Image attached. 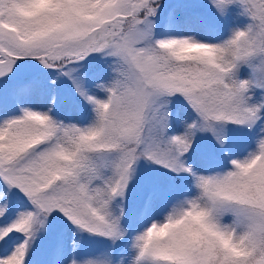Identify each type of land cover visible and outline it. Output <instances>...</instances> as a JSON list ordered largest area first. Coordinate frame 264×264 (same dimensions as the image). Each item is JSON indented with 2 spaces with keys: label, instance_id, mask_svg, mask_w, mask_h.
Wrapping results in <instances>:
<instances>
[{
  "label": "snow or ice",
  "instance_id": "snow-or-ice-1",
  "mask_svg": "<svg viewBox=\"0 0 264 264\" xmlns=\"http://www.w3.org/2000/svg\"><path fill=\"white\" fill-rule=\"evenodd\" d=\"M0 264H264V0H0Z\"/></svg>",
  "mask_w": 264,
  "mask_h": 264
}]
</instances>
